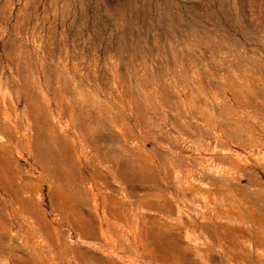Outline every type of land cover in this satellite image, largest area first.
Instances as JSON below:
<instances>
[{
    "label": "rangeland",
    "instance_id": "rangeland-1",
    "mask_svg": "<svg viewBox=\"0 0 264 264\" xmlns=\"http://www.w3.org/2000/svg\"><path fill=\"white\" fill-rule=\"evenodd\" d=\"M0 122V264H264V0H0Z\"/></svg>",
    "mask_w": 264,
    "mask_h": 264
},
{
    "label": "bare ground",
    "instance_id": "bare-ground-1",
    "mask_svg": "<svg viewBox=\"0 0 264 264\" xmlns=\"http://www.w3.org/2000/svg\"><path fill=\"white\" fill-rule=\"evenodd\" d=\"M8 113V112H7ZM9 114V113H8ZM5 119L7 120V119H9V117H5ZM209 124V123H208ZM8 125V124H7ZM7 125H5V124H3V123H1L0 122V133H1V135H3L2 133H7V131H8V126ZM221 130V129H220ZM224 130V129H223ZM221 132V131H220ZM223 132V131H222ZM221 132V133H222ZM220 133V134H221ZM9 135H11V133H9ZM261 135V134H260ZM79 148V147H78ZM80 149H81V147H80ZM83 156H84V151H83V149L82 150H80L79 152H77V158L79 159V160H81L82 158H83ZM1 167V166H0ZM125 170H124V175L125 176H129V174L131 173V172H134L135 173V169H130V168H126V166H125V168H124ZM157 176V175H156ZM159 176V175H158ZM125 178V177H124ZM147 202V201H146ZM149 241V240H148ZM159 241V240H158ZM155 242V241H154ZM156 244V243H155Z\"/></svg>",
    "mask_w": 264,
    "mask_h": 264
}]
</instances>
